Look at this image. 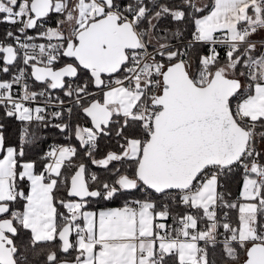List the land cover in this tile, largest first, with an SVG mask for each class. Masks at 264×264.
<instances>
[{"label": "snow or ice", "instance_id": "obj_1", "mask_svg": "<svg viewBox=\"0 0 264 264\" xmlns=\"http://www.w3.org/2000/svg\"><path fill=\"white\" fill-rule=\"evenodd\" d=\"M0 26V264H264V0Z\"/></svg>", "mask_w": 264, "mask_h": 264}, {"label": "trees", "instance_id": "obj_2", "mask_svg": "<svg viewBox=\"0 0 264 264\" xmlns=\"http://www.w3.org/2000/svg\"><path fill=\"white\" fill-rule=\"evenodd\" d=\"M0 27H2V26H0Z\"/></svg>", "mask_w": 264, "mask_h": 264}]
</instances>
